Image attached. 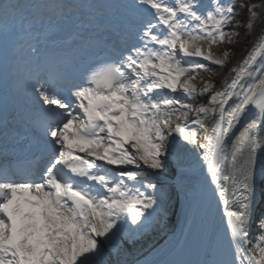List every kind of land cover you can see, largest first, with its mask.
<instances>
[{
  "label": "snow or ice",
  "instance_id": "snow-or-ice-1",
  "mask_svg": "<svg viewBox=\"0 0 264 264\" xmlns=\"http://www.w3.org/2000/svg\"><path fill=\"white\" fill-rule=\"evenodd\" d=\"M0 64V264H128L176 201L143 264H264V0H0Z\"/></svg>",
  "mask_w": 264,
  "mask_h": 264
},
{
  "label": "bare ground",
  "instance_id": "bare-ground-1",
  "mask_svg": "<svg viewBox=\"0 0 264 264\" xmlns=\"http://www.w3.org/2000/svg\"><path fill=\"white\" fill-rule=\"evenodd\" d=\"M105 1L106 3H110V4H112L111 1L114 2V0H105ZM122 2L124 3L126 2V0H120V3ZM251 43L252 41L250 40L246 44L245 48L237 53L234 59L231 60L229 67L234 66L237 63V61L240 60L241 57L246 54L247 48L248 46L251 45ZM225 73H226V69L223 70L222 72L223 75L216 81L217 87L220 86L221 78L225 75ZM199 99H203V98H199ZM240 131H241V127H237L234 129L233 134L230 136L228 140L229 152L232 151V142L233 140H235V137L239 135ZM262 160H264V153H260L258 155L257 166H256L258 180H259V173H260ZM186 227H187V223L185 220L183 205L179 201H177V207L174 213V222L172 227L169 230H167L164 234H162L161 237L154 240L152 244L148 248L144 249L141 253H137V254L135 253L132 261L128 262V264H143L145 260L156 262L163 259L175 257L176 239L180 237L182 233V229H185Z\"/></svg>",
  "mask_w": 264,
  "mask_h": 264
},
{
  "label": "rangeland",
  "instance_id": "rangeland-1",
  "mask_svg": "<svg viewBox=\"0 0 264 264\" xmlns=\"http://www.w3.org/2000/svg\"><path fill=\"white\" fill-rule=\"evenodd\" d=\"M249 41L250 40H248L245 43L240 42L238 44H234L233 46L230 45V46L225 47L234 53L231 60L234 59V57L237 55L238 52H240L242 49L245 48L246 44ZM217 72H218V75L213 77L214 81H217L223 75L222 74L223 70L218 68ZM204 75H206V74H204ZM176 207H177V201L174 202L173 211L169 215L168 226L164 231H161L158 234H155L152 231H148L147 233L144 234V237H145L144 239H139V238L133 237V239H136V241H137L136 243H133L131 240H128V238L125 237V240H127V243H125V249H126L127 254L125 257H122V259H126L127 262L132 261L135 253L136 254L141 253L144 249L148 248L154 240L158 239L159 237H161L162 234H164L167 230H169L172 227L173 222H174V213L176 211Z\"/></svg>",
  "mask_w": 264,
  "mask_h": 264
},
{
  "label": "trees",
  "instance_id": "trees-1",
  "mask_svg": "<svg viewBox=\"0 0 264 264\" xmlns=\"http://www.w3.org/2000/svg\"><path fill=\"white\" fill-rule=\"evenodd\" d=\"M241 33L243 34V29H241ZM246 41H243V43H245ZM238 44V43H237ZM227 46H230V45H224V46H222V47H227ZM233 46V45H232ZM215 50V49H214ZM211 67H213V68H215V70L217 71V67L216 66H211Z\"/></svg>",
  "mask_w": 264,
  "mask_h": 264
}]
</instances>
